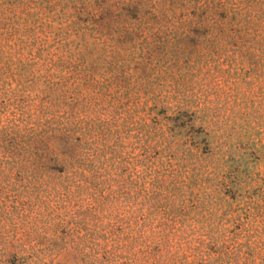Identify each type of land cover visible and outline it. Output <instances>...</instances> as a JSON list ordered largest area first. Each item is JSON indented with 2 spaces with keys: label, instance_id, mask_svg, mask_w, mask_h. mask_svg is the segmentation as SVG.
Returning a JSON list of instances; mask_svg holds the SVG:
<instances>
[{
  "label": "rangeland",
  "instance_id": "1",
  "mask_svg": "<svg viewBox=\"0 0 264 264\" xmlns=\"http://www.w3.org/2000/svg\"><path fill=\"white\" fill-rule=\"evenodd\" d=\"M4 140L0 264H264V0H0Z\"/></svg>",
  "mask_w": 264,
  "mask_h": 264
},
{
  "label": "trees",
  "instance_id": "2",
  "mask_svg": "<svg viewBox=\"0 0 264 264\" xmlns=\"http://www.w3.org/2000/svg\"><path fill=\"white\" fill-rule=\"evenodd\" d=\"M10 141H12L13 143L16 142V138H12ZM5 147H4V152L3 155L0 157V173H2V160H5L6 163H8L10 165V170H12L14 167H12V164L10 163V158H12L11 154V149L13 147V144L7 142L6 140L3 141Z\"/></svg>",
  "mask_w": 264,
  "mask_h": 264
}]
</instances>
